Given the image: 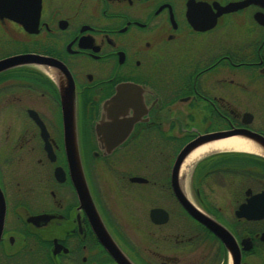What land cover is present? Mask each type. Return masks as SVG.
<instances>
[{
	"label": "flooded vegetation",
	"instance_id": "af4514ba",
	"mask_svg": "<svg viewBox=\"0 0 264 264\" xmlns=\"http://www.w3.org/2000/svg\"><path fill=\"white\" fill-rule=\"evenodd\" d=\"M7 23L0 60L37 57L0 71V264H264V0H41L37 32ZM230 132L257 151L181 170L190 213L177 156Z\"/></svg>",
	"mask_w": 264,
	"mask_h": 264
},
{
	"label": "water",
	"instance_id": "95a60500",
	"mask_svg": "<svg viewBox=\"0 0 264 264\" xmlns=\"http://www.w3.org/2000/svg\"><path fill=\"white\" fill-rule=\"evenodd\" d=\"M40 10H41V0H0V20L10 19L16 22H19L22 24L25 30H27L30 33L37 32L38 30V24H39V16H40ZM37 56L34 55H17L10 58H6L3 60H0V71H2L5 68H8L10 66H14L17 64H23V63H30L33 62L34 58ZM33 58V59H32ZM45 59V58H43ZM109 103H107L108 105ZM64 108L69 114L71 115L70 111L73 109V105L67 103L66 100H64ZM71 119L66 120L67 126H70ZM132 125L134 124L135 120L133 119ZM74 124V122H73ZM100 129V127H98ZM111 128H107L104 132L105 134H108V130ZM225 138L232 137V136H238L233 133H227L224 135ZM106 138H109L111 136H105ZM121 138H125L122 136ZM75 139V138H74ZM208 139L201 140V141H195L188 143L178 154L174 168H173V185L176 191L177 196L182 201V203L185 205L186 209L190 212L195 214L194 209L188 204L187 200L185 199L183 193L180 190L179 184H178V178L179 174L182 170V166L184 164V161L186 158L196 149L197 146L207 143ZM73 145V144H72ZM71 167L73 171L74 176V183L76 185V188L78 190L79 195L83 198L85 201H90L89 203H92L91 196L87 187L86 179L84 177L82 169H80L79 155L77 154L76 150L70 151L69 153ZM78 163V164H77ZM134 180H141V178H134ZM93 205V203H92ZM229 248L231 252L233 253L234 260L239 261V254H236L233 250L231 244H229Z\"/></svg>",
	"mask_w": 264,
	"mask_h": 264
},
{
	"label": "bare ground",
	"instance_id": "6f19581e",
	"mask_svg": "<svg viewBox=\"0 0 264 264\" xmlns=\"http://www.w3.org/2000/svg\"><path fill=\"white\" fill-rule=\"evenodd\" d=\"M242 150V151H257L252 143L249 141L239 138L231 137L209 144H205L195 149L184 161L182 166L183 173H187L191 165L198 160L201 156L213 150Z\"/></svg>",
	"mask_w": 264,
	"mask_h": 264
},
{
	"label": "rangeland",
	"instance_id": "374dc122",
	"mask_svg": "<svg viewBox=\"0 0 264 264\" xmlns=\"http://www.w3.org/2000/svg\"><path fill=\"white\" fill-rule=\"evenodd\" d=\"M16 32H17L16 28L13 24L7 23L3 27H0V55H3L5 53L15 50L16 45L13 42V36L15 35ZM132 161L133 162L136 161L135 156ZM116 199L118 202L117 203L118 210H123V207L119 203L120 199L118 198Z\"/></svg>",
	"mask_w": 264,
	"mask_h": 264
}]
</instances>
